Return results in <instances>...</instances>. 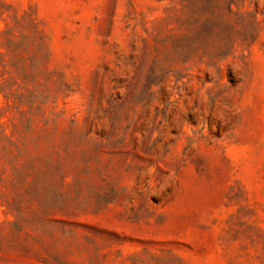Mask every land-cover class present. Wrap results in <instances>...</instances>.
<instances>
[{
	"label": "rangeland",
	"instance_id": "1",
	"mask_svg": "<svg viewBox=\"0 0 264 264\" xmlns=\"http://www.w3.org/2000/svg\"><path fill=\"white\" fill-rule=\"evenodd\" d=\"M0 264H264V0H0Z\"/></svg>",
	"mask_w": 264,
	"mask_h": 264
}]
</instances>
